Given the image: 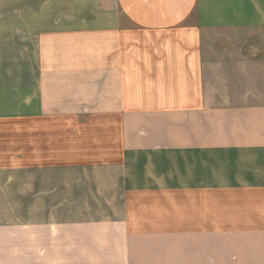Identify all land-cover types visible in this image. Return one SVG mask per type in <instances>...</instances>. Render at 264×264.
Returning a JSON list of instances; mask_svg holds the SVG:
<instances>
[{"label": "crops", "instance_id": "crops-1", "mask_svg": "<svg viewBox=\"0 0 264 264\" xmlns=\"http://www.w3.org/2000/svg\"><path fill=\"white\" fill-rule=\"evenodd\" d=\"M4 121L0 264H264V0H0Z\"/></svg>", "mask_w": 264, "mask_h": 264}, {"label": "rangeland", "instance_id": "rangeland-1", "mask_svg": "<svg viewBox=\"0 0 264 264\" xmlns=\"http://www.w3.org/2000/svg\"><path fill=\"white\" fill-rule=\"evenodd\" d=\"M41 126L45 127V123L36 122H20V121H4L0 122V131H14V130H28L31 126ZM54 157H64L60 155H55ZM55 160H62L61 158H55Z\"/></svg>", "mask_w": 264, "mask_h": 264}]
</instances>
